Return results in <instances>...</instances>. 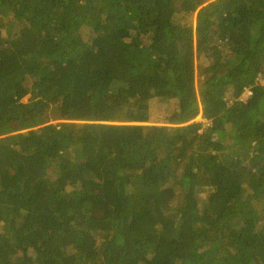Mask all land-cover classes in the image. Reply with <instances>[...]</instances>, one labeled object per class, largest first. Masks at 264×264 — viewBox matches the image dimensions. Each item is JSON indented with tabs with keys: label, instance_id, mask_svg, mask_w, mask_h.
Masks as SVG:
<instances>
[{
	"label": "trees",
	"instance_id": "trees-1",
	"mask_svg": "<svg viewBox=\"0 0 264 264\" xmlns=\"http://www.w3.org/2000/svg\"><path fill=\"white\" fill-rule=\"evenodd\" d=\"M258 77L264 0H0V264H264Z\"/></svg>",
	"mask_w": 264,
	"mask_h": 264
},
{
	"label": "rangeland",
	"instance_id": "rangeland-1",
	"mask_svg": "<svg viewBox=\"0 0 264 264\" xmlns=\"http://www.w3.org/2000/svg\"><path fill=\"white\" fill-rule=\"evenodd\" d=\"M194 17L195 15L192 16V20H191V24H194ZM201 79V76L199 74L196 73V81H199ZM259 84L264 86V77H259ZM35 91L37 90L38 84L35 83L34 86ZM29 95H26L23 99L22 102L26 103L27 99H28ZM230 95L227 94V97H229ZM239 98H242L243 100L246 99V96L241 95ZM148 107V113L150 115L151 121L153 120H159L158 122H160L161 120L164 119V115L167 113L168 109H172V105L169 104H160L157 100H150L147 104ZM197 122H201L203 123V125H207L206 121L204 119L201 118V116H198L195 119ZM52 124H56L57 121H52ZM209 193V188L208 187H203L202 189L199 190L198 195H197V200H198V204L199 207H202L203 202L205 201V199L207 198Z\"/></svg>",
	"mask_w": 264,
	"mask_h": 264
},
{
	"label": "built area",
	"instance_id": "built-area-1",
	"mask_svg": "<svg viewBox=\"0 0 264 264\" xmlns=\"http://www.w3.org/2000/svg\"><path fill=\"white\" fill-rule=\"evenodd\" d=\"M256 81H257V82L259 81V77L256 79ZM258 83H259V82H258ZM242 95H244V96H246V97L250 96V95H251V90H250L249 88H246V89L244 90V92H243ZM239 100H240V101H244L242 98H239Z\"/></svg>",
	"mask_w": 264,
	"mask_h": 264
}]
</instances>
